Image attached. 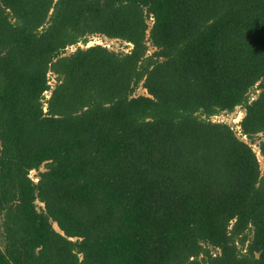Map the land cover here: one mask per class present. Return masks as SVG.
<instances>
[{
  "label": "trees",
  "instance_id": "obj_1",
  "mask_svg": "<svg viewBox=\"0 0 264 264\" xmlns=\"http://www.w3.org/2000/svg\"><path fill=\"white\" fill-rule=\"evenodd\" d=\"M260 135L264 0H0V264H264Z\"/></svg>",
  "mask_w": 264,
  "mask_h": 264
},
{
  "label": "rangeland",
  "instance_id": "obj_2",
  "mask_svg": "<svg viewBox=\"0 0 264 264\" xmlns=\"http://www.w3.org/2000/svg\"><path fill=\"white\" fill-rule=\"evenodd\" d=\"M95 45H101V46L107 47L108 49L113 50V51H116V52H119V51H121V52H128L129 51V47L125 43H122L120 41H110V40H107V39H105L103 37H95V38H92V40H91L90 44L88 45V47L95 46ZM80 47L85 48V46H82V45H80ZM75 50H76V47L70 48L68 50V53L75 52ZM153 51L154 50L151 48V53H153ZM51 84L53 86L56 84L55 76H52ZM136 96H147V92L142 87H140L137 90V92H136ZM47 97L48 98L50 97V93L47 94ZM244 116H245L244 110L239 108V109H237L232 114H222V115H220L218 117H214L213 120L215 122H218V123L228 124L235 131H240L241 130L240 129V123L242 122ZM243 140H245L246 142H248L247 139H245V138ZM263 140H264V135H260L259 136V139L257 141V144L256 145H252V146H253V149L255 150V152L259 156V160H260V163H261L262 172L264 173V160L260 156L259 149H258V144L261 141H263ZM36 175H37V173H35V172H33L32 175H31V178H33L35 180V182H37ZM38 205L39 206H42L40 203Z\"/></svg>",
  "mask_w": 264,
  "mask_h": 264
},
{
  "label": "clouds",
  "instance_id": "obj_3",
  "mask_svg": "<svg viewBox=\"0 0 264 264\" xmlns=\"http://www.w3.org/2000/svg\"><path fill=\"white\" fill-rule=\"evenodd\" d=\"M48 98V97H47Z\"/></svg>",
  "mask_w": 264,
  "mask_h": 264
}]
</instances>
